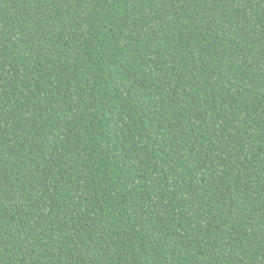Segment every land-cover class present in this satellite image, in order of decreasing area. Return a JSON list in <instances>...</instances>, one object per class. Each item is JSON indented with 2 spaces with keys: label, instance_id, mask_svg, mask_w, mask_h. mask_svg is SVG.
Wrapping results in <instances>:
<instances>
[{
  "label": "trees",
  "instance_id": "1",
  "mask_svg": "<svg viewBox=\"0 0 264 264\" xmlns=\"http://www.w3.org/2000/svg\"><path fill=\"white\" fill-rule=\"evenodd\" d=\"M0 264H264V0H0Z\"/></svg>",
  "mask_w": 264,
  "mask_h": 264
}]
</instances>
